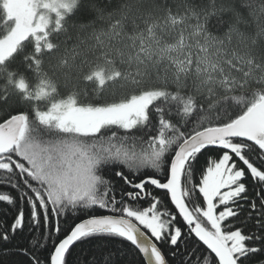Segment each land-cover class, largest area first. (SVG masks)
Wrapping results in <instances>:
<instances>
[{
    "label": "snow or ice",
    "instance_id": "6c2138e0",
    "mask_svg": "<svg viewBox=\"0 0 264 264\" xmlns=\"http://www.w3.org/2000/svg\"><path fill=\"white\" fill-rule=\"evenodd\" d=\"M0 264H264V0H0Z\"/></svg>",
    "mask_w": 264,
    "mask_h": 264
},
{
    "label": "trees",
    "instance_id": "16d2710c",
    "mask_svg": "<svg viewBox=\"0 0 264 264\" xmlns=\"http://www.w3.org/2000/svg\"><path fill=\"white\" fill-rule=\"evenodd\" d=\"M43 107V105H41ZM206 164V161L205 159L202 157L201 160H200V165L201 166H204ZM117 184L119 186L120 182L117 181ZM155 195H157L158 197H160L162 199V204H163V208H167L169 211H175L174 209V205H172L169 201H168V198L167 197H164L162 192H160L159 190H157L155 193ZM160 207V206H158ZM163 210V209H162ZM71 223V221H69ZM22 242V241H21ZM85 248H91V246H85ZM79 251V250H78ZM87 255V250L85 252H83L81 254V258H83V256H86Z\"/></svg>",
    "mask_w": 264,
    "mask_h": 264
}]
</instances>
